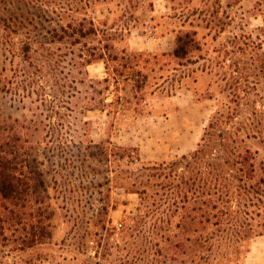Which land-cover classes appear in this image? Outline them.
Returning a JSON list of instances; mask_svg holds the SVG:
<instances>
[{
    "label": "rangeland",
    "instance_id": "rangeland-1",
    "mask_svg": "<svg viewBox=\"0 0 264 264\" xmlns=\"http://www.w3.org/2000/svg\"><path fill=\"white\" fill-rule=\"evenodd\" d=\"M84 18L96 35L81 36ZM166 30L196 34L182 66L109 60ZM0 130L10 149L21 135V167L43 173L57 210L51 244L0 264H264V235L177 251L180 217L167 226L157 190L137 192L143 164L192 154L208 133L206 153L264 162V0H0Z\"/></svg>",
    "mask_w": 264,
    "mask_h": 264
},
{
    "label": "trees",
    "instance_id": "trees-1",
    "mask_svg": "<svg viewBox=\"0 0 264 264\" xmlns=\"http://www.w3.org/2000/svg\"><path fill=\"white\" fill-rule=\"evenodd\" d=\"M85 21V18L79 21L81 36L96 35L93 22V27L83 32ZM195 35L187 33L185 40L177 35L173 51L128 53L123 50L121 54H109L108 57L128 69L139 66L143 56L146 64L153 63L161 69L176 62L182 66L184 59L199 50L195 45ZM95 55L91 53L94 58ZM94 58L87 60L88 64ZM148 78L145 75L146 81ZM130 79L135 80L134 77ZM3 131L0 130V253L15 252L22 259L26 254H33L52 243L57 210L53 208L43 173L29 175L21 167L23 160L21 162L16 156L19 148L16 143L21 141V135L14 137L13 149H10L9 136ZM208 136L203 138L200 149L192 154L161 163L143 164L141 169L148 172V179L141 180L137 186V192L145 195L150 189L157 190L155 194L160 199L154 205L157 209L162 208L161 219L164 223L166 219L167 226L174 223L172 218L180 217L175 223V236L179 237L175 248L183 254H187L188 242L194 238L201 242L224 238V235L234 236L235 241H242L244 247L251 238L264 235V162H259L250 150L245 151L240 166L236 165L238 162L233 163L222 156H212L205 151L213 141V134L208 133ZM30 186L34 189H29ZM40 187L41 190L38 189ZM106 209L103 207L93 217L96 224L107 218ZM183 210L186 214H181ZM208 226L211 230L204 235ZM166 240L172 241L170 237ZM213 249L210 246L208 251ZM223 259L229 264L239 263L229 256ZM29 260L42 263L44 259L38 256Z\"/></svg>",
    "mask_w": 264,
    "mask_h": 264
},
{
    "label": "crops",
    "instance_id": "crops-1",
    "mask_svg": "<svg viewBox=\"0 0 264 264\" xmlns=\"http://www.w3.org/2000/svg\"><path fill=\"white\" fill-rule=\"evenodd\" d=\"M175 35L176 33L173 30H166V32L161 33L159 37L150 38L144 35L142 41L131 39L127 50L138 52L153 51L154 53L167 52L174 49Z\"/></svg>",
    "mask_w": 264,
    "mask_h": 264
}]
</instances>
